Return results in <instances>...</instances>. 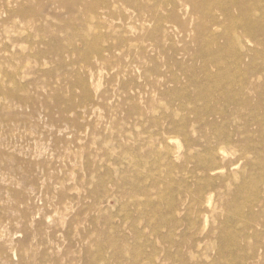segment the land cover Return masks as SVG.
<instances>
[{
	"label": "rangeland",
	"instance_id": "rangeland-1",
	"mask_svg": "<svg viewBox=\"0 0 264 264\" xmlns=\"http://www.w3.org/2000/svg\"><path fill=\"white\" fill-rule=\"evenodd\" d=\"M0 264H264V0H0Z\"/></svg>",
	"mask_w": 264,
	"mask_h": 264
}]
</instances>
